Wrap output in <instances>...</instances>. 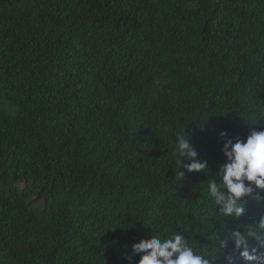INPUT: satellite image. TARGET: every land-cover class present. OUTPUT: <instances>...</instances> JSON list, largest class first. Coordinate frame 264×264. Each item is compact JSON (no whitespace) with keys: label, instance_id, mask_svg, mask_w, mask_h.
Wrapping results in <instances>:
<instances>
[{"label":"trees","instance_id":"obj_1","mask_svg":"<svg viewBox=\"0 0 264 264\" xmlns=\"http://www.w3.org/2000/svg\"><path fill=\"white\" fill-rule=\"evenodd\" d=\"M252 128L264 0H0V264H127L152 230L219 251L264 215L248 198L225 218L206 194L219 132ZM184 130L210 169L176 181Z\"/></svg>","mask_w":264,"mask_h":264},{"label":"clouds","instance_id":"obj_2","mask_svg":"<svg viewBox=\"0 0 264 264\" xmlns=\"http://www.w3.org/2000/svg\"><path fill=\"white\" fill-rule=\"evenodd\" d=\"M219 142L226 159L219 164L215 177L208 180L206 194L223 217L238 220L246 211L245 200H264V129L252 128L243 138L231 136L224 129L219 132ZM171 156L176 181H183L186 172L210 169L208 162L199 158L191 134L186 135L185 130L175 136ZM217 248L219 251L214 248L211 253H200L181 233L162 237L152 230L150 238H141L131 245L124 259L127 264H133L136 256L139 259L135 264H216L218 260L221 264H237L238 259L242 264H264V215L247 230L226 228L217 240Z\"/></svg>","mask_w":264,"mask_h":264}]
</instances>
